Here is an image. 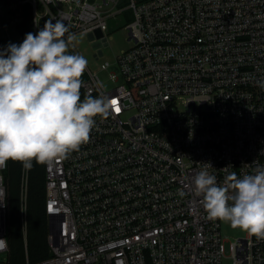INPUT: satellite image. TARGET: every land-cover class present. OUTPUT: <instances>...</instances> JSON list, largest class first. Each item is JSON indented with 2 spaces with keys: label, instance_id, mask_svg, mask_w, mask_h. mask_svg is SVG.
Segmentation results:
<instances>
[{
  "label": "built area",
  "instance_id": "obj_1",
  "mask_svg": "<svg viewBox=\"0 0 264 264\" xmlns=\"http://www.w3.org/2000/svg\"><path fill=\"white\" fill-rule=\"evenodd\" d=\"M120 1L0 0V49L17 44L11 29L29 2L33 33L62 19L96 58L109 23L131 11L130 46L100 64L107 78L88 66L82 76L81 99L107 95L120 110L96 117L79 151L44 164L48 256L25 264H221V221L207 218L191 180L204 163L218 184L264 166V0ZM5 168L0 254L9 253ZM27 180L22 166L23 200ZM230 258L264 264V239L244 231Z\"/></svg>",
  "mask_w": 264,
  "mask_h": 264
},
{
  "label": "clouds",
  "instance_id": "obj_2",
  "mask_svg": "<svg viewBox=\"0 0 264 264\" xmlns=\"http://www.w3.org/2000/svg\"><path fill=\"white\" fill-rule=\"evenodd\" d=\"M75 40L63 20L53 18L21 43L0 49V168L8 161L31 169L33 162L67 159L89 142L96 117L115 110L107 95L81 99L88 61L70 52ZM208 168L204 163L191 180L207 218L264 239V166L242 177L232 172L222 184ZM5 243L0 239V248Z\"/></svg>",
  "mask_w": 264,
  "mask_h": 264
},
{
  "label": "trees",
  "instance_id": "obj_3",
  "mask_svg": "<svg viewBox=\"0 0 264 264\" xmlns=\"http://www.w3.org/2000/svg\"><path fill=\"white\" fill-rule=\"evenodd\" d=\"M22 18L16 29L22 38L33 33L32 10L29 2L22 5ZM82 97V95H81ZM20 162L8 161L4 170L7 209V242L9 246L7 264L35 263L48 256V221L44 211V164L28 169L26 195L21 193ZM24 204L25 233L22 228V207Z\"/></svg>",
  "mask_w": 264,
  "mask_h": 264
},
{
  "label": "rangeland",
  "instance_id": "obj_4",
  "mask_svg": "<svg viewBox=\"0 0 264 264\" xmlns=\"http://www.w3.org/2000/svg\"><path fill=\"white\" fill-rule=\"evenodd\" d=\"M127 5V0H121L119 6L124 7ZM17 9V8H16ZM123 20L113 28L114 21L109 23V28L107 30V44L102 46V55L98 58L94 56L96 45L91 43L89 37L86 34L76 35V40L73 42L75 44V50L78 54L83 55L87 61V66L91 70H98V74L102 79H106L107 75L100 71V64L105 61L112 62L114 57L120 53L121 50L130 46V42L126 39V30L124 26V19L129 20L131 16V11L126 9L120 15ZM12 37H14L17 44L23 41V38L15 31L11 29ZM112 83L107 81V86H111ZM23 233L24 230H23ZM221 233L224 245V257L221 260V264H232L230 258V242L237 236L243 235L244 231L241 229H233L228 223L221 222ZM8 253L0 254V264H7Z\"/></svg>",
  "mask_w": 264,
  "mask_h": 264
},
{
  "label": "snow or ice",
  "instance_id": "obj_5",
  "mask_svg": "<svg viewBox=\"0 0 264 264\" xmlns=\"http://www.w3.org/2000/svg\"><path fill=\"white\" fill-rule=\"evenodd\" d=\"M112 103H113V105L115 106V111L119 112L120 109H119V107L117 106V105H118V101L115 100V99H113Z\"/></svg>",
  "mask_w": 264,
  "mask_h": 264
}]
</instances>
